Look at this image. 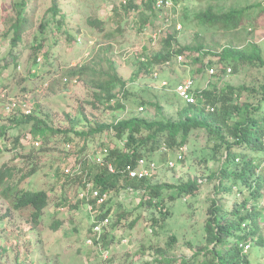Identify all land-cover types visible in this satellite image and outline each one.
<instances>
[{"label":"rangeland","instance_id":"rangeland-1","mask_svg":"<svg viewBox=\"0 0 264 264\" xmlns=\"http://www.w3.org/2000/svg\"><path fill=\"white\" fill-rule=\"evenodd\" d=\"M20 1L0 0V169L12 171L10 197L0 195V264H220L218 257L242 235L251 236L246 263L264 264V204L252 201L261 216L245 219L235 231L239 217L229 210L253 186L222 188L227 167L240 172L243 150L262 159L222 120L264 125V0H174L161 10L148 0H25L24 7ZM206 10L241 18L205 24L196 16ZM227 52L255 61L226 59ZM84 66L86 72H78ZM188 77L198 91L215 95L217 104L190 107L179 98L176 85ZM229 86L237 89V107L225 112L218 104ZM247 105L261 108L248 116L238 109ZM213 113L211 127L192 126L184 137L178 134L177 144L160 133L159 148L141 147L158 165L151 188L119 184L109 190L104 208L111 209L110 223L102 236L112 239L103 245L80 198L84 177H68L63 167L79 162L101 171L89 156L96 148L132 149L114 133L121 121L170 125ZM35 124L46 126L45 136ZM257 175L264 182V167ZM29 189L49 193L38 221L30 206L13 204ZM156 191L160 198L152 195ZM216 212L231 226L212 243L205 224ZM225 264L245 263L234 256Z\"/></svg>","mask_w":264,"mask_h":264},{"label":"trees","instance_id":"trees-1","mask_svg":"<svg viewBox=\"0 0 264 264\" xmlns=\"http://www.w3.org/2000/svg\"><path fill=\"white\" fill-rule=\"evenodd\" d=\"M149 2H153L154 0H148ZM132 6H135L136 4H132L131 1H129ZM20 3L23 4V7L27 2L25 0H21ZM130 9V8H129ZM128 9V10H129ZM238 16V21L241 18V13H236V12H231L227 13L224 15H217L211 10H206L205 12H200L196 16L198 20L202 21L205 24H214L218 23L220 21H224L225 23H230L232 22L233 18ZM24 21H26V18H23ZM22 21H18L15 24V30L19 33L20 29L22 28ZM16 32V33H17ZM168 58V57H167ZM228 58H233L236 60H240L241 62L244 63H249L255 61L253 57H250V55L244 54V53H238L236 56L234 54H231V52L226 53V59ZM149 62H151L149 60ZM142 65L144 67H148L147 63L143 62ZM85 66L82 67L78 72L84 73L86 72ZM77 71H74V74H76ZM105 83L102 81L99 86L100 88L105 87ZM218 93V92H217ZM237 94V89L229 86L228 89L225 91L221 92V95H223L224 99L223 102L218 104L220 107H223V110L225 112H229L228 107H237L233 105L232 103V98L233 96ZM200 95L205 97L204 103H207L208 101L213 102L217 104L216 96L211 94L209 91H201ZM240 95V94H239ZM264 98V95H263ZM202 100L199 102V104H187L190 107L198 106L201 105ZM260 106L257 108H252L251 106L247 105L246 108L240 106L238 109H241L242 111H245L246 114L249 116L251 112H255L260 110ZM237 109V110H238ZM255 110V111H253ZM217 113L210 114L209 118L198 120V119H192V118H182L179 121H173L170 123V125H164L161 122H148L145 119H139V118H133L129 120H124L118 123L117 125L113 126V129L115 130L114 133L116 136L119 137V139H126L127 144L132 146V151L131 152H124L123 150L119 148H113L111 149V159L117 166V173H110L106 168H103V170L95 169L94 171L89 170L88 174V180L93 181L95 186L100 188L101 190H113L115 189L119 184L123 185H133L136 188H151L149 182V178H146L144 180H130L126 176H124L121 172L120 169H122V166L125 162L134 160L136 156H145V154L141 151V147H144L148 143H152L154 145L152 148L156 149L161 146V140L160 136H157V134L160 133H167V137L165 139V142L169 143L170 145L177 144V136L179 133L182 132V137L185 136L186 131L192 127V126H206V127H211L210 123L213 121H217ZM232 113L229 114L231 116ZM264 114V113H263ZM34 117L28 116L26 120L30 121ZM262 120H264V115L262 116ZM222 122L225 124V129L229 131V133L234 134L236 137H241L247 145H250V149L252 151L260 152L261 158L260 161H256V158L254 155H249L247 156V152L245 150L242 151L244 153V161L242 164V167L240 168V172L238 174H235L234 171L230 168L227 167L225 172H224V178H223V183L226 184L225 182L229 181L226 185L222 183V188L230 189L233 188V186L237 187L239 190L243 186L244 188H247L248 186H253L249 189L250 195L244 196L242 199L238 200L237 198L235 199L234 203L235 206L233 209H230L229 212L233 214L235 217L238 216L239 218L237 219V224L234 225H229L226 223V221H223L224 217L219 219L218 218V212L212 214L211 218L208 219V222H206L205 226L208 230V241H211L212 243L218 242L220 239V235L224 231L228 230V225L231 227H236L237 231L240 229V225L243 223V221L250 220L252 222H256L257 219L261 216V211L260 210H255V203H252V201L256 202L257 204H264V182L259 178L261 175H257V171L259 170V167H262V152H263V147L261 143V137L264 131V125L261 127L260 124L258 126L255 125L256 120H251L248 119L246 122L243 121L241 122L240 120L237 121L234 125H231L224 120ZM37 126V133H41L42 136L46 135V126H40L38 124H35ZM255 127H258L257 129ZM217 128H220L217 126ZM143 129L149 130V134H144ZM215 130V129H214ZM41 138V135H39ZM184 139V138H183ZM148 148V147H144ZM143 148V149H144ZM142 149V150H143ZM142 152V153H141ZM235 154H238L236 150L233 151ZM246 152V155H245ZM241 153V154H242ZM239 162L240 159L237 158ZM239 163H242L239 162ZM261 165V166H260ZM234 166V165H233ZM222 177V176H221ZM256 177V181L254 182V185H252V180ZM12 178V171L10 169H0V195H3L4 197H10V191L12 190V186L9 183V181ZM239 181L241 182V185H239ZM230 184V185H228ZM228 186V187H227ZM232 186V187H231ZM153 196H156L160 198L161 193L156 191L155 193H152ZM48 199H49V193L46 190H27L25 192H22L18 195L17 199L14 201V207L16 209H21L24 207H31L32 208V216L34 220H39L44 208L48 204ZM250 202L252 203V206L250 207L249 204ZM159 203V201H158ZM214 208L218 209V206H215ZM111 211L110 207L108 208V211L105 213V215L109 214ZM243 215V217H240L239 215ZM234 218V217H233ZM235 219V218H234ZM234 220L229 219V223L233 224ZM225 222V223H223ZM61 225V223L57 224V228ZM107 235L104 234L101 239H102V244L106 245L108 243V240L112 239L109 235V239L105 238ZM251 237V236H250ZM249 237V238H250ZM247 238V235L242 237H239V240L235 242L232 246V248L229 249V251H226L223 253V257H218V260L220 264H225L226 262H229L234 256L238 257V260L241 258L245 264L246 263V252H243L242 248L240 247V241H245ZM91 239V238H89ZM95 238V242H96ZM163 260H166L164 258ZM168 260V259H167ZM204 264V263H202Z\"/></svg>","mask_w":264,"mask_h":264},{"label":"built area","instance_id":"built-area-1","mask_svg":"<svg viewBox=\"0 0 264 264\" xmlns=\"http://www.w3.org/2000/svg\"><path fill=\"white\" fill-rule=\"evenodd\" d=\"M174 0H154V5L157 9H169L174 6ZM181 27V25H179ZM179 60H183L182 55H179ZM215 68H210L208 71L212 74L215 73ZM231 67L229 68V71ZM179 98H181L186 104H199L206 102L205 97L200 95V91L197 90L193 77H188L187 79L180 81L176 85L175 89ZM208 106V105H207ZM9 109L15 107H8ZM29 111H31L29 109ZM262 146L264 148V132L261 138ZM38 144V143H37ZM132 149L129 148L125 152H131ZM93 162L101 167L106 168L110 173H117V166L111 159V153L108 147H102L100 149H95L92 154H90ZM181 158V156H179ZM171 166L175 165V161H170ZM157 162L152 158L146 156H136L134 160L127 161L123 164L120 172L129 178L130 180H144L150 178L157 171ZM62 172L68 177H84L85 188L80 194V198L86 202L89 212L92 217V228L97 238L100 239L104 232V227L110 223V215H105L107 210L104 206H107L110 199L109 190H101L96 187L93 181L88 180L89 170L83 167L82 163L76 162L74 164L66 165L63 167ZM92 243V239H89ZM249 248V245H246Z\"/></svg>","mask_w":264,"mask_h":264},{"label":"clouds","instance_id":"clouds-1","mask_svg":"<svg viewBox=\"0 0 264 264\" xmlns=\"http://www.w3.org/2000/svg\"><path fill=\"white\" fill-rule=\"evenodd\" d=\"M264 132V131H263ZM262 138V137H261ZM262 143V142H261ZM263 147V146H262ZM143 156V155H142ZM262 157H263V161H262V166L264 167V148H263V152H262ZM238 160V159H237ZM246 245H249V248H246ZM240 247L242 248L243 252H246L250 249L251 244L248 243V240L245 241H240Z\"/></svg>","mask_w":264,"mask_h":264}]
</instances>
